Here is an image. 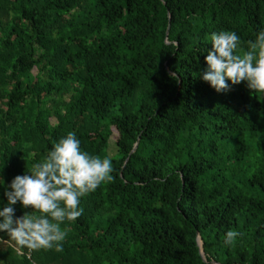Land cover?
Wrapping results in <instances>:
<instances>
[{"label":"trees","instance_id":"16d2710c","mask_svg":"<svg viewBox=\"0 0 264 264\" xmlns=\"http://www.w3.org/2000/svg\"><path fill=\"white\" fill-rule=\"evenodd\" d=\"M261 29L264 0H0L5 186L69 132L113 163L63 251L4 234L0 264H264V96L201 79L212 32Z\"/></svg>","mask_w":264,"mask_h":264},{"label":"clouds","instance_id":"9594fccd","mask_svg":"<svg viewBox=\"0 0 264 264\" xmlns=\"http://www.w3.org/2000/svg\"><path fill=\"white\" fill-rule=\"evenodd\" d=\"M208 42L212 47L204 49L203 81L217 92L229 91L230 83L245 82L249 90L264 96V29L248 42L243 54L235 31L212 32ZM112 172L110 158L83 150L76 133H67L26 174L15 176L7 186L0 177L6 197V204L0 202V239L6 234L20 249L63 251L67 232L61 225L83 214L81 198L111 180ZM17 203L32 210L16 217ZM241 235L239 230L230 229L224 242L231 244Z\"/></svg>","mask_w":264,"mask_h":264},{"label":"water","instance_id":"95a60500","mask_svg":"<svg viewBox=\"0 0 264 264\" xmlns=\"http://www.w3.org/2000/svg\"><path fill=\"white\" fill-rule=\"evenodd\" d=\"M168 29H169V27H168ZM167 34H168V31L166 32V35ZM138 142H139V139L137 140V142H136V144H135V146H134V148H133V150H132L131 153H133L135 151V149H136V147L138 145ZM196 241H197V246L199 248V255L201 256V258L203 259V261H205L204 253H203V245H202V241H201V238H200V236H199L198 233H197ZM211 264H216V263L212 262Z\"/></svg>","mask_w":264,"mask_h":264},{"label":"rangeland","instance_id":"374dc122","mask_svg":"<svg viewBox=\"0 0 264 264\" xmlns=\"http://www.w3.org/2000/svg\"><path fill=\"white\" fill-rule=\"evenodd\" d=\"M114 153V149L113 148H109V154H113Z\"/></svg>","mask_w":264,"mask_h":264}]
</instances>
